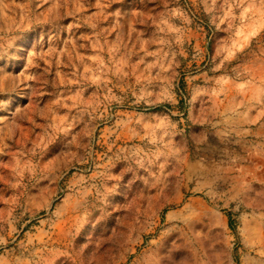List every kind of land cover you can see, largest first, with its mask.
Masks as SVG:
<instances>
[{
  "label": "rangeland",
  "instance_id": "rangeland-1",
  "mask_svg": "<svg viewBox=\"0 0 264 264\" xmlns=\"http://www.w3.org/2000/svg\"><path fill=\"white\" fill-rule=\"evenodd\" d=\"M0 264H264V0H0Z\"/></svg>",
  "mask_w": 264,
  "mask_h": 264
}]
</instances>
